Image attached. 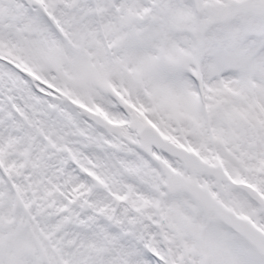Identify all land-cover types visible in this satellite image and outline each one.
<instances>
[{"label":"snow or ice","instance_id":"snow-or-ice-1","mask_svg":"<svg viewBox=\"0 0 264 264\" xmlns=\"http://www.w3.org/2000/svg\"><path fill=\"white\" fill-rule=\"evenodd\" d=\"M0 264H264V0H0Z\"/></svg>","mask_w":264,"mask_h":264}]
</instances>
